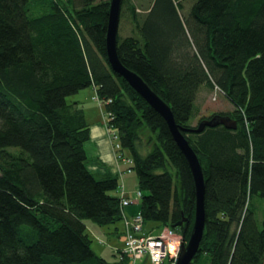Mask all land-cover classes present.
Listing matches in <instances>:
<instances>
[{
    "label": "trees",
    "instance_id": "16d2710c",
    "mask_svg": "<svg viewBox=\"0 0 264 264\" xmlns=\"http://www.w3.org/2000/svg\"><path fill=\"white\" fill-rule=\"evenodd\" d=\"M128 6L132 34L117 33V57L169 106L203 172L204 227L190 264H264V215L254 202L264 198V0H151L143 13ZM109 7L0 0V264H107L84 220L121 221L118 177L89 169V125L80 102L67 100L89 86L132 158L144 223L190 234V167L163 116L111 67ZM203 88L232 104L217 114L234 128L192 130L215 115L193 124Z\"/></svg>",
    "mask_w": 264,
    "mask_h": 264
},
{
    "label": "rangeland",
    "instance_id": "374dc122",
    "mask_svg": "<svg viewBox=\"0 0 264 264\" xmlns=\"http://www.w3.org/2000/svg\"><path fill=\"white\" fill-rule=\"evenodd\" d=\"M150 2H151V0H123L122 15L120 16L119 29H118V34L120 36H126L129 34H132V21H131V15L129 12L130 9H129L128 5L129 4L130 5L133 4V6L135 5L136 12L137 13H143L146 10V8L149 6ZM185 6L188 7L187 2H185ZM75 99L80 101L79 105L81 106L83 111H85L87 119L90 120L91 118H94V119L99 118L100 121L101 120L104 121V126H105L106 132H107L108 143L110 145L111 150L113 151V154H114L113 156H114V160L116 163L117 162L116 144L118 141L117 130L115 128L108 126V124H107V121H108L107 118L108 117L104 111V105L97 98L96 91L92 88V86H89V87L83 88V89L79 90L77 93L67 97L68 101H72ZM196 103L198 105V116L194 119L193 124H196L197 118L202 116V115L208 116L212 113L217 114L219 112H228V111H231L233 109L232 104L224 97V95L220 91L214 90L213 92H211L207 88H203L202 91L199 93ZM84 148L86 150L87 155H92L93 150H94L93 141L91 139L86 141L84 144ZM119 152H121V151H119ZM123 156L128 157V159H131V163H129V166L131 168V165L133 163L132 158L130 156H128L127 154H125ZM118 159L120 162L122 161L121 160L122 158L120 159V157H119ZM87 163H88V166L91 168V162H87ZM117 164H118V162H117ZM124 168H125V166L123 165V169ZM123 169H119V170H121V175H119V176L121 177L125 173L127 176L130 177V180L126 182L127 187L130 188V187L134 186L133 179H135V181H136V175L133 171L131 173L126 172V171L123 172ZM118 181H119V186H120L121 185L120 178L118 179ZM122 186H123V184H122ZM138 190L139 189L137 188L134 191V196L139 201L140 197L138 198L136 196V191H138ZM118 192H119L118 189H117V191H113V193H118ZM121 192H122V190H121ZM254 202L256 204V215L260 219L264 215V198L255 197ZM123 211H124V209H123ZM121 214L123 217L122 211H121ZM84 222L86 224V232L88 233L89 237L91 238V248L93 249L95 254L100 256V257H103L107 261V264H117V259H116L115 255L112 254V248L110 247V244L112 241L113 242L116 241L115 243L119 244L121 247L122 242H123V235L120 233L119 237H117L110 230H113L114 227H118V229H119V223L110 224V225H98L89 218L85 219ZM120 222H122V227H123L122 218H121ZM158 226H159V224H157L155 222H148L146 224L144 223L143 228L148 234H151V235H161V234L163 235V234L167 233V232H165V230L168 229V227L163 226V227L159 228ZM171 244H172V246L175 245L174 247H172L175 249V247H177L178 241L175 240ZM163 250H165V247H163ZM142 261H144V258L137 259L136 263L139 264ZM146 264H172V261L169 258L165 257V259H163L159 263H152V262L148 261V262H146Z\"/></svg>",
    "mask_w": 264,
    "mask_h": 264
},
{
    "label": "water",
    "instance_id": "95a60500",
    "mask_svg": "<svg viewBox=\"0 0 264 264\" xmlns=\"http://www.w3.org/2000/svg\"><path fill=\"white\" fill-rule=\"evenodd\" d=\"M122 0H109V19L106 33L107 56L114 71L119 72L128 83L165 119L171 134L185 156L190 167L195 185V211L194 221L188 238L182 233L183 242L176 258L175 264H190L198 251L204 227V177L201 165L192 148L174 123L169 106L155 94L149 86L134 72L126 69L120 63L116 53V38L120 19ZM222 124L228 128L236 126L235 120L229 115L215 114L210 118L199 121L198 126L192 130L200 131L204 126Z\"/></svg>",
    "mask_w": 264,
    "mask_h": 264
},
{
    "label": "built area",
    "instance_id": "2783aa9c",
    "mask_svg": "<svg viewBox=\"0 0 264 264\" xmlns=\"http://www.w3.org/2000/svg\"><path fill=\"white\" fill-rule=\"evenodd\" d=\"M117 149L120 147L118 142L116 144ZM117 159L120 157L122 162L127 164L126 172H131L129 163L131 159L123 156V154L118 153ZM123 192V186H121ZM136 196L141 197V191H136ZM133 200L129 197L120 198V209L123 213V246L121 249V254L127 256L126 264H138L136 263L137 259L144 258L139 264H146V262L159 263L163 259L169 258L172 261V264H175L176 258L178 256L179 250L182 244V235L177 233L174 230L168 229L165 230L166 234L161 235H151L148 234L144 229V221L139 212L133 216H126L123 209L132 202ZM178 241L177 247L172 246V242L175 240ZM165 247V250H163ZM117 264H123L122 261L117 262Z\"/></svg>",
    "mask_w": 264,
    "mask_h": 264
},
{
    "label": "crops",
    "instance_id": "0c3cea01",
    "mask_svg": "<svg viewBox=\"0 0 264 264\" xmlns=\"http://www.w3.org/2000/svg\"><path fill=\"white\" fill-rule=\"evenodd\" d=\"M84 115L89 125V140L91 139L94 145L93 154L87 155L88 156L87 162H91V168L88 166L89 169L92 172L99 174L110 172L111 174H115L118 177V170L123 169L124 164L122 162H118V164L117 162L115 163L113 151L111 150L110 145L108 143L107 132L104 126V121L102 120L100 121L99 118L96 119L91 118L90 120L87 119L85 111H84ZM128 177L129 176H127L125 173L121 177L120 176L118 177V179L120 178L121 180V185L123 184V190H124L123 193L121 192L122 189L120 185L117 188L119 192L118 193L112 192V194L116 196H121V195L127 196L133 199V201L124 208L125 215L132 216L140 211V205H139V201L134 196V191L138 188L137 178L136 181L135 179H133L134 186H132L133 188L130 187L131 188L130 189L127 187L126 184V182L130 180V177L129 178ZM117 189L115 191H117ZM118 223H119V229L118 227H114L113 230H110L117 237H119V234L121 233L122 230V222H118ZM115 242L116 241L114 242L112 241L110 244V247L112 248V253L114 252V250L120 247V245Z\"/></svg>",
    "mask_w": 264,
    "mask_h": 264
}]
</instances>
